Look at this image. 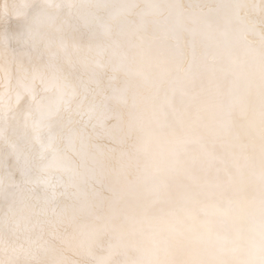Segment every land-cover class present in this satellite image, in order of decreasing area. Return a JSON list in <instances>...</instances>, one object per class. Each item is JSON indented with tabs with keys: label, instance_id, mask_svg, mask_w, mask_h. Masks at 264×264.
I'll use <instances>...</instances> for the list:
<instances>
[{
	"label": "snow or ice",
	"instance_id": "1",
	"mask_svg": "<svg viewBox=\"0 0 264 264\" xmlns=\"http://www.w3.org/2000/svg\"><path fill=\"white\" fill-rule=\"evenodd\" d=\"M0 264H264V0H0Z\"/></svg>",
	"mask_w": 264,
	"mask_h": 264
}]
</instances>
